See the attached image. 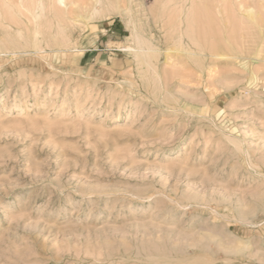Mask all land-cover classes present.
Segmentation results:
<instances>
[{
    "label": "rangeland",
    "instance_id": "374dc122",
    "mask_svg": "<svg viewBox=\"0 0 264 264\" xmlns=\"http://www.w3.org/2000/svg\"><path fill=\"white\" fill-rule=\"evenodd\" d=\"M44 1L54 19L35 38L25 9L0 0V264H264V59L251 45L264 0L188 1L185 41L213 30L210 46L239 56L215 61L167 58L178 40L162 24L184 0L163 13L162 0H104L132 13L67 21L69 45L58 0ZM66 2L76 15L94 1ZM132 21L153 36L150 63L125 50Z\"/></svg>",
    "mask_w": 264,
    "mask_h": 264
},
{
    "label": "bare ground",
    "instance_id": "6f19581e",
    "mask_svg": "<svg viewBox=\"0 0 264 264\" xmlns=\"http://www.w3.org/2000/svg\"><path fill=\"white\" fill-rule=\"evenodd\" d=\"M93 1L94 2L92 3V5H91V7L89 9H86L83 12H79V11L78 12H75L76 15H74L70 10H67L66 9L67 8V2H66V0H58V3L56 4V6L54 5V7H53V9H55L54 10V14H55V17H56L57 23H58L57 26H59L57 28H60V30H59V33L60 34L59 35H61V37L59 36L56 39L57 42H60V43L66 44V45H69L71 43H73V44L76 43V40H74L72 38L71 33L67 30L68 27L66 26V22L67 21L75 20L76 19L75 17H77V16L80 17V18H83V19H85V18L86 19L98 18V17H103V16H109L116 9L122 10V12L125 13L126 15H130L132 13V9L127 4H126L125 7L124 6L115 7V6H112L111 4L110 5L109 4H106L104 0H93ZM188 1L189 0H184L185 3H183L181 5V7H180V9L178 11L177 16H174L172 19L169 18V21L167 23L164 22L162 24V28H165L166 30H171L172 31V42H174V41L176 42V40H178V43L176 45L167 47V51H168L167 58L168 59H171V57H173V53L176 52L177 54L184 53V54H186V55H188L190 57L191 56H194V57H204V58H207L208 56H210V59L211 60H214V61L215 60H218V59H227L229 57H235V58H238L239 59V56H237V55L231 56V55H229L228 52H220L216 48V46H215V48H216L215 49L213 47L215 43H213L212 47L210 46V44H209L210 39L211 40H214L212 38H215L214 36H210V35H212L213 30H212V32H210L211 34H209L208 32H207L208 34L206 32H204V33H206V34H204V36L209 35L208 37H210L208 39L209 41L206 40L209 46L208 45H205L206 44V41H203L205 44L201 43V41L199 40V38L196 37L195 35L189 36L190 37L189 38L190 41H188V42L185 41V36H184V32H183V29H184L183 28V22H184L183 15L185 13V8L187 7ZM193 1L194 0H192L191 3H193ZM32 2H33L32 4L26 5L25 4V0H17V2L15 0V4L19 7L18 8L19 9V12L17 14H19V13L20 14L18 15V18H20L21 14H23V13L25 14L26 12L28 13V15H30V19L29 20H31V22H32L31 29L32 30H35L34 34H35V38H37L38 34L42 33L41 29L43 27V24L40 22L41 17H43V16L47 17V15H48L47 18H49L50 20H52V23H53V19L54 18H52L49 15L50 12H52V7H47L44 0H34ZM198 2H199V0H198ZM164 4H165V0H162L161 1V6H160V10H159V11H162L161 13H163L162 7L164 6ZM63 5H64V7H63ZM97 5H99V7ZM201 7H202V5H201ZM140 8H141L140 13L143 16H147L151 12L153 14L154 18L156 19V24H159V26H160V20L163 18L164 14H161L158 11L155 12L154 10H152V8H151V10L148 9L145 4H142L140 6ZM11 9H12V7H11ZM24 9H25L26 12L24 11ZM154 9H157V8H154ZM203 9H205V7ZM203 9L201 11H203ZM22 10H23V12H22ZM258 10L259 9L256 10V8H254V7H251V8H249V9L246 10L247 11L246 16H248L250 18V20H252L253 22H256L257 24L259 23V20L261 18V17L259 18V15L261 13L258 12ZM194 11H196V12H194ZM197 12L198 11H197V8H196L195 10H193V14H189L188 15L187 19L188 20H193V22H195L196 21V18L199 19L198 16H195V15H198V14H196ZM205 13L206 12H204V14ZM206 17H208V16H206ZM1 18H2V11L0 10V19ZM2 20H3V22H5V19L2 18ZM204 20H205V17H204ZM204 20H201V21L204 22ZM207 20H208V18H207ZM207 20H205V21H207ZM164 21H165V19H164ZM203 22H201V23H203ZM131 24H132L131 37H132V40H133L134 44L133 45L126 46V49L125 50L128 51V53L133 54L136 57L137 61H139L141 63L142 62L150 63L152 61V59L154 57H156L153 54L155 52H157V49L154 48V44H153V40L154 39H153V36L150 37V38L147 37V36H145L144 33L139 30V26H137V24L135 22L132 21ZM195 24H197V22ZM194 25L191 24L189 26V24H188V27H191L192 26L194 28ZM196 26H198V24ZM10 27H12V26H10ZM204 27H205V25H204ZM209 29L211 30L210 27H209ZM192 30L193 29H191V31ZM195 30H196V27H195ZM210 30H206V31H210ZM202 31H205V30H202ZM218 31L219 30H217V32ZM186 34H188V33H186ZM200 35L202 36V37L200 36L201 37V40H203L202 39L203 38L202 32L200 33ZM208 37L206 36V38L205 37L204 38L207 39ZM263 38H264V36L262 37V39ZM245 40H247V39L245 38ZM228 41L229 40H227V42ZM242 41H244V40H242ZM215 42H217V41H215ZM233 42H235V41H233ZM210 43H211V41H210ZM251 45H252V47L254 49L255 56L258 59H264L263 58V54H264V40H259V39L256 40V39H254V40H252ZM247 52H249V51H247Z\"/></svg>",
    "mask_w": 264,
    "mask_h": 264
}]
</instances>
